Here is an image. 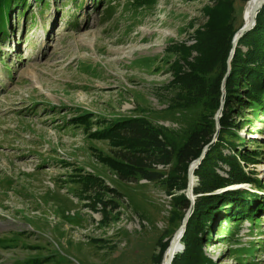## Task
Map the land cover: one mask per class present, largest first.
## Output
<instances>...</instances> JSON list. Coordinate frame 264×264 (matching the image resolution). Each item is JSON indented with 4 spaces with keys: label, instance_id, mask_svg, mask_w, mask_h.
I'll use <instances>...</instances> for the list:
<instances>
[{
    "label": "rangeland",
    "instance_id": "rangeland-1",
    "mask_svg": "<svg viewBox=\"0 0 264 264\" xmlns=\"http://www.w3.org/2000/svg\"><path fill=\"white\" fill-rule=\"evenodd\" d=\"M46 1L14 5L0 36V264H152L157 239L170 241L181 217L162 182L121 179L104 165L101 157L119 147L90 134L118 116H145L183 135L195 110L168 107L178 56L168 46L194 42L202 7L212 0ZM245 3L234 1L236 27ZM238 99L233 118L241 149L259 152L245 171L262 185L216 191L247 190L257 196L249 207L258 212L217 217L202 249L215 264H264V209L257 207L264 196V111L255 114L244 88ZM221 109L222 101L217 120ZM84 114L96 121L78 123ZM85 174L95 183L80 180Z\"/></svg>",
    "mask_w": 264,
    "mask_h": 264
},
{
    "label": "trees",
    "instance_id": "trees-1",
    "mask_svg": "<svg viewBox=\"0 0 264 264\" xmlns=\"http://www.w3.org/2000/svg\"><path fill=\"white\" fill-rule=\"evenodd\" d=\"M134 1L147 5L155 0ZM234 1L212 0L211 6L204 5L205 21L194 29V42L191 45L179 42L167 47L178 54L171 63L172 79L167 87L173 90V96L168 107L195 110V119L183 135L175 136L166 126L155 124L145 116H118L104 121L90 134L92 138L107 139L119 147L116 155L101 157V162L119 178L137 177L162 182L170 196L172 212L177 211L181 217L180 223L191 207L180 239L183 248L170 264H215L202 249V242L208 232L211 233L215 219L219 216L224 220L240 219L258 212L249 207V202L257 199L255 194L244 189L216 191L240 182H252L257 187L262 185L260 179L252 177L253 172L245 171L248 162L256 163L259 152L252 154L241 149L244 142L236 131L233 113L241 88L255 114L264 111V2L256 13L254 26L237 40L227 73L232 39L242 25L236 27L234 24ZM25 2L0 0V36L7 31L11 8ZM35 2L47 4L46 0ZM20 14L24 15V11ZM192 52L196 54L192 56ZM221 101L219 127L216 128L215 114ZM91 117L81 115L77 122L86 126L96 121ZM203 150L204 155L193 171L197 183L192 188L195 198L191 204L184 192H177L186 188L188 167ZM156 165L168 168L158 170ZM95 179L91 174L80 178L86 183H95ZM258 204V209L263 210L264 196ZM156 242L159 252L152 255V264H160L169 243L168 240L162 242L160 236Z\"/></svg>",
    "mask_w": 264,
    "mask_h": 264
},
{
    "label": "water",
    "instance_id": "water-1",
    "mask_svg": "<svg viewBox=\"0 0 264 264\" xmlns=\"http://www.w3.org/2000/svg\"><path fill=\"white\" fill-rule=\"evenodd\" d=\"M264 0H247L245 3V6L249 7V10L251 12V17L248 21L243 22V24L240 26V28L235 32L233 39H232V48L230 51V55H229V59L227 60L228 62V69H229V61L232 57V54L234 52V46L236 45V42L238 40V38H240L243 33L245 31L250 30L254 24H255V15L258 12V10L260 9V7L262 6ZM252 3V4H251ZM217 116H215V123H216V128H218V122H217ZM204 151L201 153V156H199L197 159H195L188 167V172H187V182H186V188H185V194L187 196V198L189 200H191V204L193 203V192H192V188H193V183H192V177H193V171L194 169L197 167V165L200 162V158L203 157L204 155ZM191 207L188 208L187 212L185 213L183 219H182V223L179 227V229L174 233V235L172 236L171 240L169 241L167 250L165 253L168 254V260H167V264H170L174 255L176 253H178L181 249V245H180V238L185 230V225L187 222V219L191 213Z\"/></svg>",
    "mask_w": 264,
    "mask_h": 264
},
{
    "label": "bare ground",
    "instance_id": "bare-ground-1",
    "mask_svg": "<svg viewBox=\"0 0 264 264\" xmlns=\"http://www.w3.org/2000/svg\"><path fill=\"white\" fill-rule=\"evenodd\" d=\"M252 4V3H251ZM261 8V7H260ZM242 17H243V22L245 21H248L251 17V12L249 10V7L247 6H244V9H243V12H242ZM246 32V31H245ZM239 39V38H238ZM262 167V165H259V168ZM263 168H264V165H263ZM261 170H263L261 168ZM181 248V247H180ZM167 260H168V254L167 253H164L162 258H161V261H160V264H167Z\"/></svg>",
    "mask_w": 264,
    "mask_h": 264
}]
</instances>
